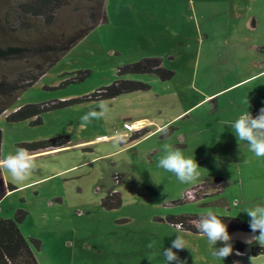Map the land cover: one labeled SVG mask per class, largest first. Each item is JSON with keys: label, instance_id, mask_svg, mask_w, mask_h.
I'll return each instance as SVG.
<instances>
[{"label": "rangeland", "instance_id": "rangeland-1", "mask_svg": "<svg viewBox=\"0 0 264 264\" xmlns=\"http://www.w3.org/2000/svg\"><path fill=\"white\" fill-rule=\"evenodd\" d=\"M19 1L0 0L2 46L59 43L60 36L91 24L90 6L98 18L103 8L107 14L0 116V162L23 143L71 136L65 148L32 153L35 169L23 183L0 166L16 186L0 200V218L19 224L39 264H167L163 253L177 234L187 247L173 251L185 264H264V246L245 243L251 230L230 232L233 253L222 260L212 256L206 236L168 219L211 210L249 222L244 210L264 204V157L238 143L229 126L242 112L255 116L264 107V0H64L54 22L31 16V29L5 22L7 9ZM36 53L32 48L27 61H0V79L18 77ZM151 57L175 75L127 74L150 88L47 110L37 126L7 121L8 113L28 103L92 94L119 79L120 67ZM81 70L92 74L63 83ZM101 101L108 105L105 117L82 123ZM142 120L154 132L130 141L134 131L127 132L124 122ZM171 124L177 129L167 132ZM165 145L195 158L199 178L181 183L158 167ZM218 176L228 178L229 187L205 194L204 182ZM111 191L120 192V206H106ZM116 199L110 195L109 204Z\"/></svg>", "mask_w": 264, "mask_h": 264}, {"label": "trees", "instance_id": "trees-1", "mask_svg": "<svg viewBox=\"0 0 264 264\" xmlns=\"http://www.w3.org/2000/svg\"><path fill=\"white\" fill-rule=\"evenodd\" d=\"M92 1V0H90ZM94 1V0H93ZM99 1V0H98ZM64 5V0H21L15 2L13 7H9L5 14V22L10 21V25L15 27V23L19 22L20 27L24 29L33 28L30 17L42 21L47 20L48 23L54 22L56 19L57 11ZM104 7V4H102ZM98 9V7H97ZM90 17L92 19L91 24L86 25L76 35L60 36L59 43L56 42H42L40 46H35L32 43L26 45H0V61L9 60L12 58H18L27 61V57L32 52V48L44 55L43 60H39V53L35 54L34 60H28V69L18 74V77L3 76L0 79V116L8 111V108L12 105L18 95L26 89L34 86L38 80L53 67L56 62L68 52L80 39L86 36L88 32L93 29L99 22L104 21L106 18V11L102 9V16L98 18L96 7L90 6ZM8 25V24H7ZM62 43V44H60ZM36 65V66H34ZM32 67H35L32 69ZM154 73L159 75L163 80L172 78L175 72L165 68L162 64V60L157 57L144 58L141 61L125 65L119 68L118 74L120 76L112 85L98 89L92 94L86 95L81 98H74L60 101H46L42 103H28L20 108L8 113L6 118L8 122L17 123L24 120H29L32 125L37 126L43 123V112L47 110L57 109L59 107H65L69 104L81 102L84 100H93L101 98H111L119 94H124L133 91L147 90L150 88V84L143 81H136L131 79H125L127 74H144ZM92 74L91 70L78 71L72 78L63 82L75 83L82 81ZM125 75V76H124ZM264 100V95L262 96ZM177 128L173 124L166 127V131H174ZM151 133L149 127H144L134 132L130 141H138L146 137ZM71 142V136L60 135L41 141L23 143L29 152H40L42 150H50L60 148L69 145ZM2 144H3V130L0 128V159L2 156ZM121 172H117V180L120 179ZM115 177V175H114ZM120 182V181H119ZM203 192L215 190L214 193L222 192L230 185L228 178L224 176H218L216 178H208L204 182ZM16 189V186L5 179L4 173L0 167V200L10 191ZM208 194V192H206ZM205 193V194H206ZM120 192H112L111 196L117 198L116 205H110V195L106 200V206L114 208V206H120L122 204V198L119 196ZM188 194V193H187ZM214 195V194H212ZM207 196V195H206ZM210 196V195H208ZM202 214H181L171 215L169 221L179 226L182 229L190 230L195 233H200L194 227V223L197 222ZM222 217L225 222L228 223V231L233 232L237 230L249 231V222L241 220L239 217ZM36 249L41 246V241L35 240ZM0 264H39L35 248L31 245L30 241L20 230L19 224L11 219L0 218Z\"/></svg>", "mask_w": 264, "mask_h": 264}, {"label": "clouds", "instance_id": "clouds-1", "mask_svg": "<svg viewBox=\"0 0 264 264\" xmlns=\"http://www.w3.org/2000/svg\"><path fill=\"white\" fill-rule=\"evenodd\" d=\"M98 109L92 108L83 115L81 117L82 123L86 124L93 119L105 117L108 112V105L101 101L98 104ZM229 126L235 133L238 143L245 142L248 145L249 151L256 157H264V107H261L255 116L249 110L242 112ZM140 129L142 128H138L137 130ZM137 130H134V132ZM164 148L165 154L159 159L158 167L164 169L166 172L173 173L181 183H191L199 178L200 172L198 169L200 166L195 158L186 156L177 147L165 145ZM0 166L10 174L12 179L23 183L35 169V162L32 153L28 149L18 147L14 154L7 156L0 162ZM244 212L250 217L249 226L253 233V235L245 239V243L252 244L253 242H258L261 246H264V204H257L252 208L244 210ZM225 216L209 210L203 213L199 220L194 223L197 231L206 236L209 245L212 246V256L222 260L233 253L232 236L228 231V223L222 219ZM257 232L259 234L255 235ZM218 242H222L223 246L219 248L215 247ZM152 246V244L148 245L149 248ZM185 247L187 245L184 237L177 234L176 238L172 241V246L164 250L163 255L166 257L167 264H172L174 261L176 264H185V261L181 260L178 256L177 251H173V249L182 250ZM237 255H240V253L237 252ZM233 264H239V261H234Z\"/></svg>", "mask_w": 264, "mask_h": 264}, {"label": "crops", "instance_id": "crops-1", "mask_svg": "<svg viewBox=\"0 0 264 264\" xmlns=\"http://www.w3.org/2000/svg\"><path fill=\"white\" fill-rule=\"evenodd\" d=\"M135 125H136V127H138V128H143V127H146L145 126V124H144V121L142 120V121H139L138 123H134ZM142 124H144L143 126H142ZM141 125V126H140ZM124 128V127H123ZM124 131H125V129H124ZM127 131V130H126ZM116 132V131H115ZM127 132H130V131H127ZM154 132V131H153ZM153 132H151V133H153ZM116 133H119V131L117 130V132ZM150 133V134H151ZM104 137H99L98 139H103ZM66 146H69V145H66ZM66 146H63V147H60V148H65ZM50 150H52V149H50ZM45 151H48V150H45ZM31 153V152H30ZM33 153H38V152H33Z\"/></svg>", "mask_w": 264, "mask_h": 264}, {"label": "built area", "instance_id": "built-area-1", "mask_svg": "<svg viewBox=\"0 0 264 264\" xmlns=\"http://www.w3.org/2000/svg\"><path fill=\"white\" fill-rule=\"evenodd\" d=\"M124 128H126L129 131H134L137 130L138 128L135 126V124L131 123V122H125L124 123Z\"/></svg>", "mask_w": 264, "mask_h": 264}, {"label": "water", "instance_id": "water-1", "mask_svg": "<svg viewBox=\"0 0 264 264\" xmlns=\"http://www.w3.org/2000/svg\"><path fill=\"white\" fill-rule=\"evenodd\" d=\"M243 246H244L243 244H240V245H239L240 248L243 247Z\"/></svg>", "mask_w": 264, "mask_h": 264}]
</instances>
